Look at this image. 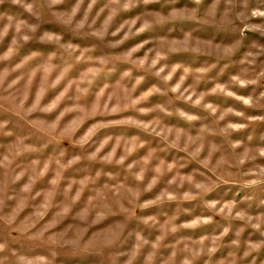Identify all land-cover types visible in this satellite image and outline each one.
I'll return each mask as SVG.
<instances>
[{
  "label": "clouds",
  "instance_id": "clouds-1",
  "mask_svg": "<svg viewBox=\"0 0 264 264\" xmlns=\"http://www.w3.org/2000/svg\"><path fill=\"white\" fill-rule=\"evenodd\" d=\"M0 264H264V0H0Z\"/></svg>",
  "mask_w": 264,
  "mask_h": 264
},
{
  "label": "rangeland",
  "instance_id": "rangeland-1",
  "mask_svg": "<svg viewBox=\"0 0 264 264\" xmlns=\"http://www.w3.org/2000/svg\"><path fill=\"white\" fill-rule=\"evenodd\" d=\"M136 42H138V41H136ZM132 43H133V42L130 41V42H129V46H130ZM142 54H143V52L140 53V55H142ZM146 83H148V82L146 81ZM34 86H35V85H34ZM142 87H143V86H142ZM53 94H54V92H53V91H50L49 94H48V97H46V100H47L49 97H51ZM218 255H220V254H218Z\"/></svg>",
  "mask_w": 264,
  "mask_h": 264
}]
</instances>
